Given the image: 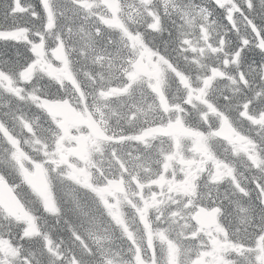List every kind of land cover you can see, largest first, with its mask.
I'll return each instance as SVG.
<instances>
[{
  "label": "snow or ice",
  "instance_id": "snow-or-ice-1",
  "mask_svg": "<svg viewBox=\"0 0 264 264\" xmlns=\"http://www.w3.org/2000/svg\"><path fill=\"white\" fill-rule=\"evenodd\" d=\"M0 264H264V0H0Z\"/></svg>",
  "mask_w": 264,
  "mask_h": 264
}]
</instances>
